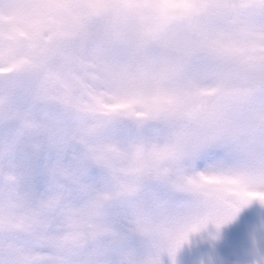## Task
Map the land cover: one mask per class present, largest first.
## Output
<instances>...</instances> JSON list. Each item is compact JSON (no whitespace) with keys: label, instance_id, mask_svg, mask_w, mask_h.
I'll return each mask as SVG.
<instances>
[{"label":"snow or ice","instance_id":"obj_1","mask_svg":"<svg viewBox=\"0 0 264 264\" xmlns=\"http://www.w3.org/2000/svg\"><path fill=\"white\" fill-rule=\"evenodd\" d=\"M31 8L37 57L64 54L96 82L62 98L95 121L86 134L117 119L136 133L88 149L78 175L57 165L61 182L0 194V264H180L194 243L186 264H264V0Z\"/></svg>","mask_w":264,"mask_h":264},{"label":"rangeland","instance_id":"obj_2","mask_svg":"<svg viewBox=\"0 0 264 264\" xmlns=\"http://www.w3.org/2000/svg\"><path fill=\"white\" fill-rule=\"evenodd\" d=\"M32 3L0 0V69L18 65L13 71L0 72V194L13 187L22 194L31 192L38 180L50 185L61 182L62 175L52 173L57 165L68 175H78L88 149L123 141L136 133L132 121L117 119L102 133L86 134L95 121L66 106L62 98L71 86L73 95L87 100L96 82L89 78L90 70L64 54L37 57L32 41L24 35ZM92 23L101 32L107 21L96 17ZM68 48L80 55L89 51L82 41H70ZM110 55L121 59L123 54L113 50ZM4 74L11 78L5 81ZM9 175L15 180L9 181ZM198 247L194 243L191 249H185L180 264L195 257Z\"/></svg>","mask_w":264,"mask_h":264}]
</instances>
